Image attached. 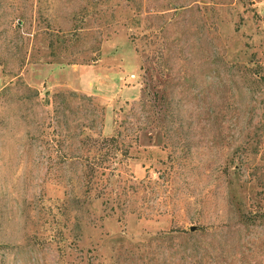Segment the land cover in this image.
Wrapping results in <instances>:
<instances>
[{
    "label": "rangeland",
    "instance_id": "374dc122",
    "mask_svg": "<svg viewBox=\"0 0 264 264\" xmlns=\"http://www.w3.org/2000/svg\"><path fill=\"white\" fill-rule=\"evenodd\" d=\"M0 264H264V0H0Z\"/></svg>",
    "mask_w": 264,
    "mask_h": 264
},
{
    "label": "water",
    "instance_id": "95a60500",
    "mask_svg": "<svg viewBox=\"0 0 264 264\" xmlns=\"http://www.w3.org/2000/svg\"><path fill=\"white\" fill-rule=\"evenodd\" d=\"M191 229H194V225H191V227H190Z\"/></svg>",
    "mask_w": 264,
    "mask_h": 264
}]
</instances>
